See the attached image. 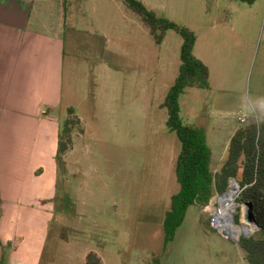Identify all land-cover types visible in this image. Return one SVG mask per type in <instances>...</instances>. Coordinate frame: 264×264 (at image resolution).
<instances>
[{
	"label": "rangeland",
	"instance_id": "rangeland-1",
	"mask_svg": "<svg viewBox=\"0 0 264 264\" xmlns=\"http://www.w3.org/2000/svg\"><path fill=\"white\" fill-rule=\"evenodd\" d=\"M13 1L30 6L28 31L60 42L64 84L54 115L61 134L67 119L71 125L53 188L33 189L36 199L24 194L23 231L2 246L0 264H86L90 254L101 264H247L238 244L209 226V212L192 207L163 246L180 144L160 106L180 64V36L168 30L156 45L121 0ZM139 1L205 38L216 57L213 89L199 90L206 119L218 125L212 139L221 142L241 116L264 122V0ZM236 199L233 223L244 227Z\"/></svg>",
	"mask_w": 264,
	"mask_h": 264
},
{
	"label": "crops",
	"instance_id": "crops-1",
	"mask_svg": "<svg viewBox=\"0 0 264 264\" xmlns=\"http://www.w3.org/2000/svg\"><path fill=\"white\" fill-rule=\"evenodd\" d=\"M28 19L29 13L23 28L0 22V190L6 197L0 203V251L23 231L19 222L24 194L32 192L31 197L36 199L33 189L53 188L56 181L61 128L54 114L60 108L64 84L61 47L57 38L28 31ZM205 40L196 35L194 55L209 70L210 91L212 67L220 70V66ZM187 93L191 94L187 96ZM179 104L183 123L204 132L211 151V169L218 171L226 158L229 141L240 125L224 129L226 134L218 142L209 135L218 125L206 119L205 94L190 88L180 97ZM38 172L41 174L37 176ZM212 206H215L213 201ZM26 246L25 251L29 248Z\"/></svg>",
	"mask_w": 264,
	"mask_h": 264
},
{
	"label": "trees",
	"instance_id": "trees-1",
	"mask_svg": "<svg viewBox=\"0 0 264 264\" xmlns=\"http://www.w3.org/2000/svg\"><path fill=\"white\" fill-rule=\"evenodd\" d=\"M121 1L145 22L156 45L162 44L168 30H174L182 40L177 75L160 106L166 110V128L175 134L180 144L175 163L179 191L171 197L169 210L162 223L163 246L173 240L189 208L207 211L215 194H224L228 189L229 180L233 179L240 190L236 203L251 204L258 227L254 235L241 237L237 244L244 253L247 264H264V122L249 121L238 128L229 141L224 162L218 171L213 172L211 151L204 132L185 125L180 117L179 101L186 89H209V70L194 55L196 35L185 27H179L165 18L158 17L139 0ZM68 113H73V109H68ZM70 125L71 121L67 119L63 134L70 132ZM63 134H60L59 138L58 155L66 150L62 142ZM232 187L236 190L234 184ZM233 221L238 224L237 215L233 216ZM240 228L248 229L246 224ZM248 232L252 231L245 234ZM86 264L101 263L95 254H90Z\"/></svg>",
	"mask_w": 264,
	"mask_h": 264
},
{
	"label": "water",
	"instance_id": "water-1",
	"mask_svg": "<svg viewBox=\"0 0 264 264\" xmlns=\"http://www.w3.org/2000/svg\"><path fill=\"white\" fill-rule=\"evenodd\" d=\"M29 13V6L26 5L24 7L19 6L17 3H15L13 0H6L5 2L0 1V22L12 26H16L19 28H23L26 24L27 18ZM232 184L236 186V190L239 189L238 184L235 180L231 179L229 180V186L227 191L222 194V199H224L227 196L228 191L230 190ZM245 206V213H244V220L247 227L252 228V232H256L258 230V227L256 225V222L254 220L253 212H252V206L249 203L244 204ZM232 219V216H230ZM239 226H242L240 223ZM222 237L225 239H230L232 242H239V238L234 239L230 232L228 230H224L220 233ZM250 236V233H244L242 235V238H248Z\"/></svg>",
	"mask_w": 264,
	"mask_h": 264
},
{
	"label": "built area",
	"instance_id": "built-area-1",
	"mask_svg": "<svg viewBox=\"0 0 264 264\" xmlns=\"http://www.w3.org/2000/svg\"><path fill=\"white\" fill-rule=\"evenodd\" d=\"M248 122L249 120L245 116H241L238 118V123L240 125H245ZM239 193H240V190L238 189L235 194V198L238 197ZM221 198H222V195L221 196L215 195L213 199L210 201L208 209H207V211L209 212V226L213 230L217 231L219 234L222 231L226 230L225 229L226 227L224 226V223L222 220L223 208L219 204V202L221 201ZM212 201L215 202V206H212ZM211 206H212V209L210 210ZM230 223H233V216H232V219L230 217Z\"/></svg>",
	"mask_w": 264,
	"mask_h": 264
},
{
	"label": "bare ground",
	"instance_id": "bare-ground-1",
	"mask_svg": "<svg viewBox=\"0 0 264 264\" xmlns=\"http://www.w3.org/2000/svg\"><path fill=\"white\" fill-rule=\"evenodd\" d=\"M236 190L231 186L227 196L222 199L219 204L223 208L222 220L224 223L225 229L230 232L234 239L239 238L243 233L252 230V228H248L247 230H242L240 227L234 225V223H230V216H232L234 212V208L232 207L234 198H235Z\"/></svg>",
	"mask_w": 264,
	"mask_h": 264
}]
</instances>
